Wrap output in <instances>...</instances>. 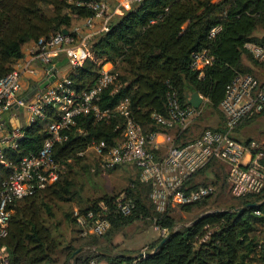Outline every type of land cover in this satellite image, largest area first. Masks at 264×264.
<instances>
[{
	"label": "trees",
	"instance_id": "trees-1",
	"mask_svg": "<svg viewBox=\"0 0 264 264\" xmlns=\"http://www.w3.org/2000/svg\"><path fill=\"white\" fill-rule=\"evenodd\" d=\"M79 1L83 3L78 5ZM88 1L0 0V79L24 57L25 44L70 29L73 16L79 19L93 16L95 13L86 4ZM218 25L222 29L211 37V29ZM260 28H264V0H143L117 15L108 31L93 38V57L68 75L76 91L87 90L96 84L104 63L111 62L117 78L101 92L98 101L100 109L111 111L110 115L101 120L93 113L80 116L69 132L68 141L56 145V159L72 169L75 163L71 160L75 156L81 159V153L72 157L63 155L78 139H83L87 148L94 139L113 145L125 121L114 109L126 98L130 100L134 119L149 131L156 127L152 118L154 112L167 114L170 92H175L186 105L187 92L197 91L208 99L205 107L218 110L228 84L240 73L251 74L252 69L244 59L259 64L245 44L250 41L264 44V36L255 34ZM204 49H210L216 61L204 77H199L192 67V54ZM55 119L50 109L45 120L29 124L16 148H4L5 158L12 166L0 163V189L14 166L42 147L48 133H37L35 126ZM73 185L63 171L54 185L14 204L8 236L3 241L9 250L11 264H59L58 254L63 251L65 259L61 264H91L92 261L106 264H264V189L257 194L238 197L239 203L231 209L207 212L192 224L177 227L176 207L158 212L149 196L150 185L142 183L138 177L124 189L136 202L131 215L124 216L116 211L115 199L119 193L105 194L92 203L87 199L88 206H78L81 213L94 209L100 200L107 201L111 228L103 236H84L75 215L68 213L69 222L78 227L83 237L64 246L65 241L58 237L56 226L49 223L48 217L53 213L45 199L74 201L77 192ZM250 203L259 206L245 207ZM197 204L199 202L181 206V209L188 211ZM138 219L152 220L171 235L160 246L164 237L151 244L144 256L115 252L114 236ZM81 247L84 250L79 251Z\"/></svg>",
	"mask_w": 264,
	"mask_h": 264
},
{
	"label": "built area",
	"instance_id": "built-area-1",
	"mask_svg": "<svg viewBox=\"0 0 264 264\" xmlns=\"http://www.w3.org/2000/svg\"><path fill=\"white\" fill-rule=\"evenodd\" d=\"M143 0H90L86 4L94 15L82 19V23L72 26L65 34L59 31L49 38L35 42L30 48L29 57L18 62L7 75L0 79V116L11 111L15 105L29 116V123H37L47 118L48 111H54L56 119L47 123V137L36 154L23 157L14 166L10 177L0 189V264H11L10 253L3 243L8 236L9 225L14 212V204L27 197L34 196L59 181L64 165L55 157L57 144L69 139V132L77 125L80 116L94 114L97 120L110 115L109 110H101L98 104L101 92L113 84L117 78L110 62L104 63L96 84L83 91H76L67 76L54 79L32 97L25 99L21 92V81L25 73L34 74V64L52 66L48 69L51 76L61 55L65 56L72 71L82 67L93 57V38L110 28L117 15L131 10ZM83 2L79 1L80 5ZM222 29L221 25L211 29L210 36L215 37ZM245 48L259 61H264V44L247 42ZM216 61L210 49L192 54V67L204 77L206 70ZM202 95V94H201ZM203 96V95H202ZM195 108L191 104L183 105L175 92L168 94L167 114L154 112L153 130L134 119L128 98L122 100L114 111L124 117L120 127L121 137L113 145L105 140H93L88 148L93 149L101 159L105 169L134 163L139 170V180L150 185V199L156 210L166 212L171 207L195 204L216 192V185L208 183L195 188L191 183L195 176L215 162L227 167V183L234 197H243L260 193L264 189V152L254 149L255 143L243 142L231 136V133L246 119L264 114V82L252 74L240 73L228 84L226 96L220 104L225 118L223 129H205L200 136L176 144L171 136L176 130L177 139L183 137L190 121L198 115L208 101ZM23 132L13 133L10 147L16 148ZM171 143L167 153L159 156L160 147ZM0 163L12 166L7 161L4 148L0 145ZM116 211L129 216L136 209L135 200L124 190L115 199ZM110 207L107 201L100 200L94 209L87 212L74 210L77 224L82 235H105L112 222L108 216ZM257 214H260L257 211ZM165 234L166 229H161ZM147 252L140 255L144 256ZM91 264H106L92 261ZM127 264V263H122Z\"/></svg>",
	"mask_w": 264,
	"mask_h": 264
},
{
	"label": "rangeland",
	"instance_id": "rangeland-1",
	"mask_svg": "<svg viewBox=\"0 0 264 264\" xmlns=\"http://www.w3.org/2000/svg\"><path fill=\"white\" fill-rule=\"evenodd\" d=\"M81 23L82 19L73 16L72 26ZM255 34L263 37L264 28L258 29ZM244 62L252 69L251 74L264 82V62L259 61V64H253L248 58H245ZM224 121L225 118L220 108L214 110L204 106L198 115L190 121L185 137L183 136L184 133L182 135L183 137L176 140V130H172L170 134L175 138L176 144H181L200 136L207 128L214 129L223 127ZM231 136L239 140L255 143L254 149L264 152V114L246 119L231 133ZM118 137H121V131ZM79 138L83 137L79 136ZM170 144L171 143H165L160 147L159 156L163 157L167 153ZM76 153H81L80 155L82 158L80 159L78 156H75L74 159L71 160L73 161L72 163H75L72 169H69L66 165L63 168L66 177L74 182L73 190L77 192L76 199L70 202L57 199H45V201L51 205L53 213L51 218L48 216L46 217H48L49 223L56 226L58 237L65 241L64 246H67L69 243L72 244V240L75 238L82 239L83 237L77 231L78 227L69 222L67 218L68 213L74 215V210L79 209V204H81L83 208L88 206L86 202L87 199L92 203L105 194L116 195L124 191L132 180H138L139 177V170L134 163L121 164L109 169L103 168L101 166V159L96 155L93 149L87 148L83 139L74 141L67 148L63 156L72 157V155ZM86 165H89V168L85 169ZM227 172V167L222 162L212 163L200 172L202 176L206 175L205 179L207 181L203 184L214 183L216 185V192L188 211L181 209V206L176 207L174 212L178 221L177 227L192 224L198 216L204 213L231 209L239 203L238 197H234L230 192L227 183ZM155 227L157 226L152 220H135L132 224L124 227L114 236V243L117 245L114 251H127L136 256H139L145 251L148 252L151 244L167 235L162 234L163 236L159 238L161 230H158L159 227ZM155 239L157 240L154 241ZM101 240L103 241V237H100V241ZM116 241L119 242L116 243ZM80 249V251H82L84 247ZM58 259L59 264L63 263L65 259L64 251L58 254Z\"/></svg>",
	"mask_w": 264,
	"mask_h": 264
},
{
	"label": "crops",
	"instance_id": "crops-1",
	"mask_svg": "<svg viewBox=\"0 0 264 264\" xmlns=\"http://www.w3.org/2000/svg\"><path fill=\"white\" fill-rule=\"evenodd\" d=\"M33 44H34L33 42H29L24 45L23 47L24 57L20 61L29 57V51H30V48L33 46ZM58 61H59L57 64L58 66H56L55 68L56 70H55L54 79L56 80L66 78L71 72V69L68 65V62L65 56L61 55ZM110 64L111 66L113 65L111 62ZM34 66L36 69L35 73L34 74L25 73L21 81V92L19 94L21 97H27L31 93L33 86L35 84H42L45 81L52 78V76L48 72V69H49L48 66H45L41 63H35ZM54 116H55V113H54ZM29 124L30 123H29L28 114L22 108L18 107L17 105H15L11 111L1 115L0 116V145L1 147L3 148L9 147L13 133H16V132L24 133V130L27 127H29ZM224 125H225V121H224ZM223 128L224 126L221 128H215V129H223ZM35 131L39 134H46L47 133V122H41L40 124L35 126ZM243 142H246V141H243ZM205 178H206V175L202 176L199 173L193 179L191 186L195 188L199 185H203V183L207 181ZM155 228H158V227H155ZM158 230H161V229L158 228ZM162 234L164 235L163 231L161 230V234L159 238L163 236ZM157 239H155L154 241H156ZM118 242L119 241H116V243Z\"/></svg>",
	"mask_w": 264,
	"mask_h": 264
},
{
	"label": "water",
	"instance_id": "water-1",
	"mask_svg": "<svg viewBox=\"0 0 264 264\" xmlns=\"http://www.w3.org/2000/svg\"><path fill=\"white\" fill-rule=\"evenodd\" d=\"M63 32H64L65 34H67V33H68V30H67V29H63ZM49 68L51 69L52 66H50ZM54 78H55V75H53L51 79L45 81V82L42 83V84H35V85L33 86V89H32V91H31V93H30L25 99L27 100V99H29L30 97H32L33 94H35L39 89H43V88H45L47 85H49L51 82L54 81ZM187 99H188V103L191 104V105H192L193 107H195V108H199V107L204 103L203 96H202L199 92H197V91L192 92V93L187 92ZM257 206H259L258 203H250V204H247L245 207H247V208H251V207H257ZM241 209H242V208H240L239 210H241ZM203 216H205V215H202L200 218H202ZM170 235H171V232L167 233V235L162 239V241H161V243L159 244V246L162 245V244L167 240V238H168ZM157 248H158V247H157ZM157 248H155V250H154L153 252H155V251L157 250ZM80 250H81V249H79V251H80Z\"/></svg>",
	"mask_w": 264,
	"mask_h": 264
}]
</instances>
